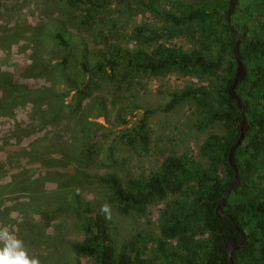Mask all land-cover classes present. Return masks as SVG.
<instances>
[{
	"label": "trees",
	"instance_id": "trees-1",
	"mask_svg": "<svg viewBox=\"0 0 264 264\" xmlns=\"http://www.w3.org/2000/svg\"><path fill=\"white\" fill-rule=\"evenodd\" d=\"M114 1L129 4L133 12L161 16L169 25L166 29L169 38L187 33L193 42L202 37L204 44H209L212 49L205 53L203 47L185 50L165 44L152 48L151 43L158 38L138 26L131 32V39L147 49L114 45L106 55L102 52L93 55L82 43L79 48L75 47L77 38H65L66 23L63 20H52L49 35L58 49L57 55L50 52L53 56L50 59L56 60L55 66L50 68L49 61L41 62L34 56L28 65L12 74L0 71V117H12L19 106H34L32 122L24 127L19 122L13 123L0 140V170L4 166L2 154L6 160H36L51 153L44 148L39 153L35 143L29 148H16L22 138L48 127H59L68 114L76 119L74 123L68 120L74 142L70 145L71 151L52 145V151L58 153L61 161L68 160L74 151L72 158L77 165L90 167L97 163L100 166L97 157L102 142L110 136L113 138L106 148V158L112 162L116 142L130 149H145L150 142L149 112L141 114L133 125L129 123L133 113L140 109L138 105L121 106L116 110V121L123 127L118 132L112 129L105 132L104 127H97L95 122L87 120L92 115L90 108L94 106L97 109L95 117L105 118L106 107L102 103L89 106L88 111L83 108L90 80L98 76L115 78L118 87L139 76L158 78L171 73L206 79L211 85L189 86L171 93L163 111L170 112L181 103H191L197 114V128L205 130L219 125L222 134L209 132L198 146L197 154L168 156L161 162L160 172L141 178L123 179L113 173L98 176L75 167L63 171L65 167H58L63 162L49 167L44 164V174L35 180L30 179V173L17 174L11 180L10 186L12 191H17V197L28 200L15 202L2 213L6 216L11 210L45 214L55 210L54 205L46 204L49 196L45 191L41 192V186L56 182L59 187L68 188L60 195L58 210L66 219L72 220L75 231L83 234L81 240L61 238L58 241H62L76 258L87 256L94 264H228L225 243L228 239L239 243L243 234L245 245L232 253L231 264H264V0H238L229 17V25L225 21L229 0H188L185 3L180 0H75V3L88 7L82 17L84 24L96 20L100 25L101 18L92 16L88 10L103 9ZM232 29L239 38L238 52L245 71L234 92L244 107L247 131L243 143L233 154L239 185L229 191L223 204L224 213L230 216L228 219L218 218L216 207L227 187L234 182L228 154L239 136L242 120L236 101L228 94L237 67L233 54L236 38ZM19 32L39 38L41 27L5 32L3 37L8 40ZM73 47L80 55L77 67L81 80L72 79L71 83L66 74L55 76L54 68L59 67L62 71L68 66ZM21 77L45 78L52 86L53 80L60 77L66 86L72 84L69 104H65L64 95L53 88L29 87L19 82ZM13 139L16 144L11 143ZM41 162L43 165L44 160ZM91 182L103 185L108 201L123 215L134 213L143 217L153 204L166 201L159 218L160 236L151 249L145 245L137 247L138 240L121 247L116 245L106 217L94 207V201L84 199L77 189ZM34 184H39L40 190L38 186L30 189ZM174 196L175 199H170ZM55 218L52 216L50 221ZM18 229L24 231L23 225ZM42 231L40 237L46 239L43 228ZM38 259L40 264L67 263L64 254L60 255V260Z\"/></svg>",
	"mask_w": 264,
	"mask_h": 264
},
{
	"label": "rangeland",
	"instance_id": "rangeland-1",
	"mask_svg": "<svg viewBox=\"0 0 264 264\" xmlns=\"http://www.w3.org/2000/svg\"><path fill=\"white\" fill-rule=\"evenodd\" d=\"M180 1L185 3L188 0ZM87 8L86 5L75 3V0H0V71L12 74L16 69L20 70L24 65H28L34 56L41 62L49 61L50 68L55 66L56 60L50 59L53 57L52 54L57 55L56 50L58 49L49 35L50 29L53 27L50 24L52 20H63L66 23L65 38L68 36H73L72 40L77 38L80 42L75 40V47L79 48V43H82L83 47L93 55L98 52L106 55L110 47L114 45L120 48L143 47L147 49V46L137 44L131 39V32L138 26H143L158 38L157 41L151 43L152 48L158 44H165L185 50L197 47L202 49L203 47L205 53H207V49H212L209 44L208 46L204 44L202 37L196 38V41L193 42L187 33L169 38L166 32L169 25L161 16L147 12H133L129 4L114 1L103 9L88 10L92 16L101 18L100 25L97 24L96 20H91L89 25L83 23L82 17ZM27 27H41L39 38H32L29 37L28 33L23 35L21 32L9 37L8 40L3 37L5 32L17 31ZM79 56L78 49L73 47V51L69 55L68 66L62 71L59 67L54 68L55 76L66 74L71 83L73 82L72 79L81 80L77 67ZM91 80L87 89L88 97L83 103V108H87L88 111L89 106L102 103L105 105L106 111L105 118L95 117L97 116V109L94 106L90 108L92 115L87 120L95 122L97 127H104L105 132L110 129L118 132L123 127L116 121V110L121 106L136 104L140 109L133 113V118L130 119L129 123L133 125L141 114L145 111L149 112L147 126L150 142L148 146L145 149L141 147L130 149L121 142H116L112 162L106 158V148L113 138L110 136L102 142V148L97 157L100 166H97V163L90 167L77 165L72 158L75 156L74 151L69 154L68 160L61 161L58 153L52 151V145L59 149L64 148L66 152L71 151L74 142L71 140L72 125L69 124L68 120L74 123L76 119L68 114L64 119L65 122L59 127H48L30 137L22 138L16 148L18 149L20 146L29 148L35 143L39 153H42L44 149H48L51 153L45 156L41 155L36 160L24 158L6 160L4 154L1 155L5 165V174L9 176L10 182L17 174L21 173H30V179L35 180L44 174L43 166H56L62 162L63 164L58 167H65L63 171L75 167L98 176L104 173H113L123 179L146 177L150 173L160 172V164L166 157L190 152L197 154L198 146L209 132L220 134L223 132L219 125L199 130L196 126V110L191 103H181L170 112L163 111L164 106L170 100L171 93L181 91L189 86L211 85V82L206 79L186 77L178 73H171L158 78L139 76L121 87L116 85L117 80L115 78L110 79L107 76H98ZM53 81L54 86H52L51 81H47L45 78L21 77L19 80L21 84L32 88H53L56 93L63 94L64 103L69 104L72 97V84H70L72 88L69 85L66 86L60 77ZM33 107L31 104L19 106L14 110L12 117H0V140L6 136V131L12 127L13 123L19 122L23 124V127L30 124L34 118ZM43 108L46 109L47 107ZM64 110L67 111L68 108H64ZM46 140H51V142ZM16 142L14 139L11 140L13 144ZM67 144L69 145L66 146ZM42 160H44L43 165ZM58 185L60 184L56 182H48L41 186V192L45 191L49 196V200L46 199V204L54 205L55 210L46 211L45 214L30 211L15 214L13 234L23 241L24 248L30 258L52 257V260H60V255L64 254V260H67L66 264H76L77 262L78 264H94L92 259L87 256L76 258L62 241H58L61 238L67 241L83 239V234L80 231H75L72 220H69V217L66 219L58 210L60 195L68 189ZM35 186H38L40 190L39 184L31 185L30 189ZM10 188L7 197L8 204L12 205L22 200L27 202L26 197L18 198L17 191L14 192V189L12 191L11 186ZM77 189L84 199L94 201V207L106 217L110 233L118 247L126 245L129 241L138 240L140 243L137 247L145 245L147 249H151L155 240L160 236L159 218L166 201L153 204L147 215L143 217L134 213L123 215L108 201L102 184L91 182ZM175 198L174 196L170 199ZM44 201L45 199L42 200V203ZM104 205L108 206V213L101 210ZM52 216H56L54 221H50ZM23 221L24 224H22ZM20 225H23L24 231L18 229ZM42 228L45 230L46 239L40 237L41 232H43ZM75 258L77 261H74Z\"/></svg>",
	"mask_w": 264,
	"mask_h": 264
},
{
	"label": "water",
	"instance_id": "water-1",
	"mask_svg": "<svg viewBox=\"0 0 264 264\" xmlns=\"http://www.w3.org/2000/svg\"><path fill=\"white\" fill-rule=\"evenodd\" d=\"M237 1L238 0H229V7H228V10H227L226 16H225V21L228 25L230 24L229 23V17L231 15L232 11L234 10V7H235ZM232 31H233V29H232ZM233 34L235 35V38H236V44H235V47L233 50V54H234L235 59H236L237 67H236V71H235V77L232 81L231 86L228 89V94H229L231 99L236 101V104L241 111L242 120L240 123L239 136H238L236 142L234 143V145L231 147L229 154H228L229 164H230L231 168L234 170V182L227 187V189H226V191L222 197V200L220 201V203L216 207V216L218 218H228V219H230V216H228L224 213L223 204L228 197L229 191L236 188L239 185V176H238V171H237L235 162L233 160V154H234L235 150L243 143L244 136H245V133L247 131V126H246L245 117H244V107L234 92L238 83L241 82L242 79L244 78L245 71H244L242 62H241L240 57H239V52H238V39L239 38L235 32ZM244 245H245V237L243 234H241V240L239 243H235L233 239H228L226 241L225 250H226V253H227L228 259H229L228 264H231L232 253L236 250L242 249L244 247Z\"/></svg>",
	"mask_w": 264,
	"mask_h": 264
},
{
	"label": "clouds",
	"instance_id": "clouds-1",
	"mask_svg": "<svg viewBox=\"0 0 264 264\" xmlns=\"http://www.w3.org/2000/svg\"><path fill=\"white\" fill-rule=\"evenodd\" d=\"M101 210L108 213L109 208L104 205ZM0 241L3 242V247L0 248V264H40L39 259L29 258L23 241L7 228H0Z\"/></svg>",
	"mask_w": 264,
	"mask_h": 264
},
{
	"label": "crops",
	"instance_id": "crops-1",
	"mask_svg": "<svg viewBox=\"0 0 264 264\" xmlns=\"http://www.w3.org/2000/svg\"><path fill=\"white\" fill-rule=\"evenodd\" d=\"M4 166L0 170V228H7L9 232L13 234L15 227V221H14L15 214H18L20 212L18 211L15 212L10 210V213L7 212L6 216L2 213L4 209L11 207V204H8L7 202L8 201L7 197L9 193L8 190L10 188L9 187L10 181H9V176L5 174ZM2 247H3V242L0 241V248Z\"/></svg>",
	"mask_w": 264,
	"mask_h": 264
}]
</instances>
